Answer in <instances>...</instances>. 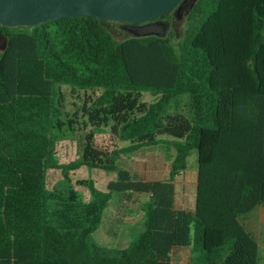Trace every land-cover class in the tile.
<instances>
[{
    "label": "trees",
    "instance_id": "obj_1",
    "mask_svg": "<svg viewBox=\"0 0 264 264\" xmlns=\"http://www.w3.org/2000/svg\"><path fill=\"white\" fill-rule=\"evenodd\" d=\"M116 26L79 17L0 27V264H172L179 251L183 264H258L239 217L264 205V0H196L164 37ZM62 87L90 95L70 113ZM87 128L80 159L60 164L59 142ZM105 129L126 145L97 147ZM159 145L175 152L165 179L135 181L117 167ZM193 150L183 206L177 178ZM79 166L115 180L105 192L79 182L84 199L67 176ZM113 193L147 196L143 229L122 250L92 237Z\"/></svg>",
    "mask_w": 264,
    "mask_h": 264
},
{
    "label": "rangeland",
    "instance_id": "obj_2",
    "mask_svg": "<svg viewBox=\"0 0 264 264\" xmlns=\"http://www.w3.org/2000/svg\"><path fill=\"white\" fill-rule=\"evenodd\" d=\"M64 93L66 110L72 113L76 107L80 108L84 98L89 96V92L84 94L71 95L68 88L62 87ZM152 97L145 94V101H151ZM89 131L87 128L83 132L65 134L57 147V159L60 164L73 163L80 159L81 142L83 136ZM169 139L168 137H163ZM94 144L105 150H114L126 143H122L109 134L108 129L94 135ZM175 152L168 146H153L143 148L129 156H120L117 160L119 169L127 170L132 180L139 181L150 178H163L167 176L170 162L174 158ZM197 154L193 150L187 158L186 171L177 178L178 203L192 206L193 194L190 192V184L196 180ZM160 171L157 175L155 172ZM155 173V174H154ZM72 183L73 189L84 199L89 198V190L80 185L81 181H92L96 190L105 192L108 182L115 180L114 173H108L96 168L79 166L67 173ZM59 171H49L47 173V187L50 188L60 180ZM147 199L145 194L136 193H113L105 208L101 223L92 237L99 245L108 249L122 250L129 246L130 242L142 231L144 216L140 209V204ZM240 223L256 240L259 247L258 264H264V205L255 208L251 213L239 217ZM187 251H179L177 256L179 261H187Z\"/></svg>",
    "mask_w": 264,
    "mask_h": 264
},
{
    "label": "water",
    "instance_id": "obj_3",
    "mask_svg": "<svg viewBox=\"0 0 264 264\" xmlns=\"http://www.w3.org/2000/svg\"><path fill=\"white\" fill-rule=\"evenodd\" d=\"M196 0H0V27H33L61 18L93 17L106 23H123L127 36L164 37L170 25L157 19H182ZM153 20H157L151 22ZM6 46L0 36V51Z\"/></svg>",
    "mask_w": 264,
    "mask_h": 264
},
{
    "label": "flooded vegetation",
    "instance_id": "obj_4",
    "mask_svg": "<svg viewBox=\"0 0 264 264\" xmlns=\"http://www.w3.org/2000/svg\"><path fill=\"white\" fill-rule=\"evenodd\" d=\"M159 21H163V22H166L170 25V29L171 28H178L181 24V18L179 17H174L172 13H170L168 16L166 17H163V18H160V19H157ZM157 20H153L151 22H154V21H157ZM111 24V23H110ZM126 25L123 24V23H117V26H116V34L120 35V34H126V31L124 30V27Z\"/></svg>",
    "mask_w": 264,
    "mask_h": 264
},
{
    "label": "crops",
    "instance_id": "obj_5",
    "mask_svg": "<svg viewBox=\"0 0 264 264\" xmlns=\"http://www.w3.org/2000/svg\"><path fill=\"white\" fill-rule=\"evenodd\" d=\"M157 175L160 173V171H156L155 172ZM154 173V174H155ZM157 178V177H156ZM150 179H153V178H150ZM158 179H163V178H158ZM144 180H145V178H144ZM147 200V199H146ZM145 200V201H146ZM188 253V252H187ZM187 257H188V255H187ZM186 257V258H187ZM185 262H186V260H185ZM184 261H182V260H180L179 261V258H178V256H177V254L176 255H174L173 257H172V264H183V263H185Z\"/></svg>",
    "mask_w": 264,
    "mask_h": 264
}]
</instances>
